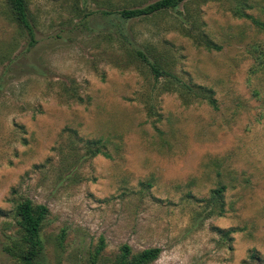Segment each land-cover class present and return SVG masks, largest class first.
<instances>
[{"label": "rangeland", "instance_id": "obj_1", "mask_svg": "<svg viewBox=\"0 0 264 264\" xmlns=\"http://www.w3.org/2000/svg\"><path fill=\"white\" fill-rule=\"evenodd\" d=\"M155 1L28 0L30 46L0 0V264H20L24 198L49 208L38 264H88L102 238L101 264L126 243L160 247L150 264H264V30L242 15L264 21V0L106 14Z\"/></svg>", "mask_w": 264, "mask_h": 264}, {"label": "trees", "instance_id": "obj_2", "mask_svg": "<svg viewBox=\"0 0 264 264\" xmlns=\"http://www.w3.org/2000/svg\"><path fill=\"white\" fill-rule=\"evenodd\" d=\"M184 0H157L151 4L143 7L136 8H123L114 11H106V14L119 13L123 18L130 19L148 15H154L159 12L169 11L171 9H178ZM239 5H244L245 2L238 0ZM9 13L12 20L17 23L29 36L30 46L36 44V30L34 22L30 16V9L28 0H7ZM242 15L250 18L260 29L264 30V21L250 15L245 11ZM210 47L220 48L218 45L209 42ZM136 57L147 62L152 71L155 73L156 78L161 76H173L170 72L161 67L157 58L151 61L145 52L138 50L135 53ZM184 86L197 96L203 97L209 104L217 108V99L214 97L215 91L211 87L198 86L195 90L189 85ZM91 156L103 154L111 157L112 154L106 150V143L104 139L91 140ZM225 187H219L213 190L214 199L221 197ZM49 214V208L45 204H36L30 198H24L18 201L15 205L14 216L16 224L18 225L15 231V236L10 238L5 248L9 254L15 258L20 264H38V258L45 250V241L42 237V230L45 220ZM105 248L104 239H101V244L97 247L96 251L91 254L88 264H101L100 255ZM162 252L160 247H150L138 252H133L129 244H123L120 253L116 256L115 260L109 264H150L157 260Z\"/></svg>", "mask_w": 264, "mask_h": 264}]
</instances>
